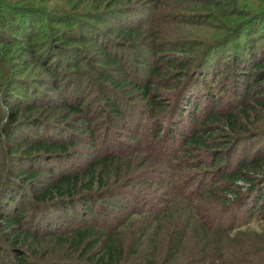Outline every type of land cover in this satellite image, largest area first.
Segmentation results:
<instances>
[{
    "label": "rangeland",
    "instance_id": "obj_1",
    "mask_svg": "<svg viewBox=\"0 0 264 264\" xmlns=\"http://www.w3.org/2000/svg\"><path fill=\"white\" fill-rule=\"evenodd\" d=\"M122 1L0 0V6L3 4L0 16L5 22V31L0 29V36H5L8 43L16 39L17 46L26 44L23 37L25 34L38 36L32 47L35 51L33 59L36 58V61L25 72L17 69L25 66L23 63L31 62L30 55L22 56L21 50H10L6 47L7 42L4 45L0 43L1 102L8 93L12 104L20 110H24V105L33 101L39 109L27 116L30 120L26 117L19 120L21 124L14 127L13 131L18 130L29 143L55 141L70 145V151L63 157L46 158L35 156V153L28 160L22 157L25 171L29 172L33 167V171L42 173L41 184H46L47 187L51 178L46 174L53 169L52 178L57 179L61 176L81 175L97 158L115 156L128 160L125 168L130 167V170H126V173L122 171V178L118 183L109 181L108 178L102 182V186L108 185L104 189L118 185L121 186L120 191L123 188V193L129 195L121 197L122 207L116 205L113 209L116 219L132 211L159 212L175 195L171 187L175 178L186 177L195 180L196 184L201 180L203 184L199 190L203 191L204 187L219 183L223 175L235 171L241 163L244 162L245 165L250 161L264 160V111L257 104V101L264 103V81L254 83L246 101L256 112L245 121L240 119L247 129L245 133L237 137H226L221 126V129L215 130L217 126L211 124L212 129L209 131L214 132L212 140L215 142L211 145L212 149L205 152L192 153L191 149L187 150L182 145V140H177L179 138L172 141L178 133L184 136L198 133L197 123L205 115H216L222 111L233 113L243 105L242 100L246 98V94L241 92L247 90L254 81L251 73L253 69L250 68L254 63L264 62V0H159V4H155L154 0ZM137 12L142 13L136 17ZM125 13L135 14L127 16ZM255 14L261 16L253 17ZM245 19L251 20L250 24L244 27L241 24L238 27L230 25L231 22L236 25ZM68 21L70 23H65ZM15 25L17 28H14ZM92 27L96 29V33L88 30ZM227 27H231L232 32L237 27L229 38L231 33ZM119 30L131 31L134 36L125 37L118 33ZM60 37L64 39L60 40ZM88 38L101 44L111 54L109 59L113 58L116 63H120L124 74L110 68V63L105 58L97 59L99 52L93 45L87 44ZM154 49L156 53H153ZM77 56L90 61L87 60L76 68ZM145 63L147 70L143 69ZM242 67L249 69L247 71ZM141 69L145 71L144 78L137 73L142 72ZM244 71L246 74L242 75ZM180 74L185 76L178 77ZM104 77L115 83L125 78L127 82L124 83L130 85L135 81L140 85L146 84L149 94L158 96L156 108L152 111L146 105L144 96L137 92L132 93L130 98L129 93L133 88L118 92L115 99L112 96L114 83L108 82ZM212 78L217 82L213 84ZM233 85L237 87L234 94ZM107 98L114 100L118 109L123 111V116L120 111H110L106 104ZM1 102L0 118L3 119V126H10V117ZM65 103L78 107L79 111L72 113L66 121L73 123L74 127L67 126L55 115ZM162 103L167 104L168 108L160 109L164 107ZM196 108H199L198 111ZM136 109H142L144 113L143 116L136 114L141 121L139 124L134 120ZM156 118H164L163 127L150 128V123ZM31 121L33 123H29ZM82 124H85L84 127ZM164 126L171 128L175 134L171 138L168 134L162 142L166 131ZM89 127L93 134L86 132L83 135L80 132ZM160 130L161 135L158 133ZM157 133L160 136L156 138ZM105 142L108 143L107 146L103 145ZM0 149V164L3 163L0 179L9 178L10 173L18 174L19 168L12 172V165L18 163L20 158H9L10 145L5 139ZM222 149V153L219 152ZM218 154H221L222 160L216 164L213 161ZM16 156H20V153L14 157ZM250 174L244 171L242 177L235 181V188L230 182L226 184V188L239 197L245 195L243 199H247L248 188L258 180L259 190L264 192L263 172L259 171L251 177L254 178L251 182L247 179ZM166 182L169 185H165ZM12 183L23 186L25 193L29 194V185L23 184L20 178H15ZM38 188L42 189L43 186ZM199 190L193 195L197 196ZM234 193L226 195L231 204L238 199H235ZM131 195L139 196V202L136 203ZM215 196L221 199L220 191ZM98 197H94L98 204L94 206L93 212L83 208L82 205L87 201L73 202L72 206L62 202L51 210L46 206L39 209L38 206L37 211H33L34 218L33 213L28 211L27 219L33 218V229L40 232H45L48 227L54 230L55 226L65 221H80L83 219L80 215L83 212H87V219H92L93 215L99 216L97 219L101 221L106 207L102 206L104 203ZM247 201L245 207L235 211L240 212L239 220L248 217L244 212L251 210L254 198L250 197ZM64 205L71 207L67 213L60 209ZM125 206L127 210L124 209ZM254 213L259 219L238 229L246 232L238 234L237 240H231L225 246H231L237 251L241 248L236 246L247 245L255 247L254 251L263 249L264 208ZM229 233L230 236L236 234L234 231ZM45 241H49V238ZM218 245L222 247V241Z\"/></svg>",
    "mask_w": 264,
    "mask_h": 264
},
{
    "label": "trees",
    "instance_id": "obj_2",
    "mask_svg": "<svg viewBox=\"0 0 264 264\" xmlns=\"http://www.w3.org/2000/svg\"><path fill=\"white\" fill-rule=\"evenodd\" d=\"M112 1H117L119 3L123 2L122 0ZM158 1L159 0H154L155 4H159ZM209 1L210 0H206V2ZM2 6L3 4H1L0 7ZM141 13L137 12L136 14L130 13L126 15L135 14L136 17H138ZM260 16L261 14H255L253 17ZM132 18H134V16ZM251 20L245 19L236 25L234 22H231L230 25L233 24V27H238V24H241L242 27H244L250 24ZM4 23L2 16H0V29L3 31H5ZM65 23H70V21ZM7 28H9L8 24ZM14 28H17V26L15 25ZM226 29L231 33L228 36L229 38L232 36V29L231 27H227ZM88 30L92 33H96V29L93 27ZM118 33L129 38L134 36L131 31L119 30ZM31 34H25L23 36L26 39V44L22 46L16 45V39L8 43L5 36H0V43L4 45V43L7 42L6 47H9L10 50L19 49L21 50L22 56L30 55L31 62L23 63L25 66L22 65L17 69L21 72L27 71L32 67L31 64L36 61V58L33 59L35 51L32 47H34V43L37 42L38 36ZM137 34L140 36L139 33ZM59 39L63 40L64 38L60 37ZM92 39L93 38H88L87 44L93 45L95 50L99 52V57L97 59L105 58L106 61L110 63V68L124 74V71H122L120 67V63H116V60L113 58L109 59L111 54L107 53L101 44L98 45ZM153 53H156L155 49ZM23 59L22 57L21 62H23ZM76 59V68H79L87 60L88 62L90 61L88 58L79 59V56H77ZM21 62H19V65ZM45 68L47 69L48 66ZM143 69L147 70L146 63ZM243 69L248 71L249 68ZM251 69H253L251 73L254 81H252L249 86L247 85V90H242L241 94H246V98L242 100L243 105L238 108L236 112L222 111L221 113H216V115H205L204 119L197 123L199 129L198 133L189 134V136H184L179 133L176 135L175 131L164 126V130L166 131L161 141L165 139L168 134L171 135L170 138L175 134L172 141L179 138L177 140H182V145L186 147L187 150L191 149L192 153L193 151L205 152L212 149L213 146L211 145L215 142L212 140L214 132L209 131L212 129L210 126L211 124L217 126L215 130L223 128L226 137L230 135L237 137L245 133L247 129L244 128V124L240 119L242 118L243 121H245L256 112L246 101L251 94V90L255 86L254 83L259 84V81H264V62L254 63L250 70ZM144 72L137 73L142 74L141 78H144V76H146ZM241 74L243 75L246 73L244 71ZM179 76L182 77L185 75L180 74L178 77ZM104 79L112 84L114 83L113 88L115 89H113L114 93L112 96L115 97V99L117 98L118 92L133 88L132 92L129 93L130 98L132 93L137 92L144 96L146 105L149 106L152 111L156 108L155 101L158 96H153V94L150 95L146 84L140 85L135 81L130 85V83H124L127 82L125 78L118 83L109 80L107 77H104ZM212 79L213 84L217 82L214 78ZM56 89L57 87H55V90ZM236 89L237 87L233 85V94ZM25 94H28V92ZM10 99L11 97L8 93L4 95L2 102L0 99L1 104L5 105L7 115L10 117L9 123L12 125L3 126V119L0 118V146L5 139L6 143L10 145L9 158L19 157L20 160L15 165H12V172L19 168L18 174L10 173L11 176L9 178L3 177L0 179V264H47V262L48 264H264V246L263 249L255 251V247H252V245L242 247L236 246L241 248L238 251L231 246H225V244L231 243V240H237L239 238L238 234H244L246 231H242L241 229V232L238 229L245 224L257 221L259 216L256 217L254 212L264 208V192L259 190V181L257 180V183L251 184L246 193V196L248 195L247 199L250 197L254 198V204L251 210L244 212L248 214V217L246 219L242 217L241 220H239L238 215H240V212L237 213L235 211L237 208L245 207L248 201L246 198L243 199L245 195L239 197L237 193L232 192L231 189H227L226 184L230 182V185L235 188V181L242 177L244 171H247L249 174L251 173L250 177L247 178L250 182L254 180V178L252 179L251 177L259 171H262V176H264V160L250 161L245 165L244 162L241 163L235 171L223 175L222 179H219V183H213L208 187H204L203 191L199 190L203 184L201 180L196 184L194 182L195 180H189L186 177L183 179L180 178L181 180L175 178L174 181L171 182V187L175 195H173L172 201L166 202L161 207L159 212L152 213L151 210L132 211L128 214L118 216V219H116L117 217H115L116 215H114L113 209H115L116 205L120 206L122 196L126 198L129 197V195L123 193V188L120 191L119 187L121 186L118 185H114L115 187L113 188L108 187L104 189L108 185L102 186V182L108 178L109 181L114 180V182L118 183L122 178V171L126 173V170H130V167L125 168L128 166V160H122L115 156L97 158L88 165L89 167L81 175H70L69 177L61 176L57 179L52 178L54 177L52 173L54 172L53 169L49 171V174H46L47 177L51 178V181L47 183L49 185L46 187V184H41V180H43L42 173L33 171V167L29 172L25 171V163L21 160L22 157L28 160L35 153V156H45L46 158L53 157L55 159L56 157L66 156L70 151V145L63 143L59 144L55 141H34L29 143L24 139V135L18 133V130L13 131L14 127L21 124L19 120L23 117L28 119V115H31L39 109L35 107L36 103L33 101V103L26 102L27 104L22 108L24 110H20L18 106L12 104ZM107 100L108 102L106 104L109 106L110 111H120L113 99L107 98ZM258 102L259 101H257V104L260 105V109L264 111V103ZM162 105H164V107L159 106L160 109L165 110L168 108L167 104L162 103ZM45 108L46 107H42V109ZM198 109L199 108H196L195 110L198 111ZM176 110L177 108L174 109L175 112ZM78 111V107L70 103H65L63 104V108L57 111L55 115L66 123L68 118L72 116L71 114H76ZM181 113L182 112H180V114ZM120 114L123 116V111H120ZM134 114L143 116L144 113L142 109H136ZM137 115L134 120H137L135 123L139 124L141 121ZM116 116L118 115L116 114ZM29 123H33V121ZM163 123H165L164 118L160 120L156 118L150 123V128H152V126L155 128L163 127ZM85 124H82V126L84 127ZM90 124L91 123H89V125ZM66 125L74 127L73 123L70 124L68 122ZM220 126L221 128H219ZM80 132L83 135H85L86 132H91L93 134L90 127L86 128L85 131L80 130ZM158 133L161 135L162 131L160 130ZM158 133L156 138L160 136H158ZM107 144L106 142L103 143L105 146H107ZM222 151L223 149L219 152L222 153ZM214 152H216L214 154H217V151ZM19 153L20 156L14 157ZM5 156L8 158L7 153H5ZM221 160L222 156L218 154L215 156L213 162L219 164ZM2 165L3 163L0 164V172ZM15 178H20L23 184L27 183L29 185V194L25 193L23 186L12 183ZM144 184L152 185L153 183ZM165 185H169V182H166ZM39 186H43V188L39 189ZM94 190L99 192H95ZM102 190L104 191L100 192ZM197 190H199L197 192L198 195L194 196L193 194L196 193ZM217 191H220L221 199L215 196ZM228 193H234L235 199L238 198L234 204H231L226 199V195H229ZM250 193L252 195H249ZM27 195H29V198H27ZM95 196H99L98 198L104 203L102 206L106 207L103 210V216H101L103 220L100 221L97 219L100 218L99 216L96 217L93 215L92 219H87V217H85L87 212H83V214H80L83 218L81 219L82 221H65L55 226L54 230L48 227L45 232L33 229V218L35 215L33 211L36 212L38 206L39 209L46 206L51 210V208H55L62 202L72 206L73 202L81 203L87 201V203L82 205L84 206L83 208L86 211L90 209V211L93 212L94 206L98 204L97 200L94 199ZM131 196L136 203L139 202V196ZM28 199H31V201L29 202ZM33 202L37 204L35 205ZM66 205L60 208L62 211H65V213L71 208ZM120 207H122V205ZM126 208L125 206L124 209ZM28 211L33 213V218L27 219ZM244 221L246 222L244 223ZM34 227L36 226L34 225ZM231 231L236 232V234L230 236L229 232ZM47 238H49V241H45ZM220 241H222V247L218 245Z\"/></svg>",
    "mask_w": 264,
    "mask_h": 264
}]
</instances>
